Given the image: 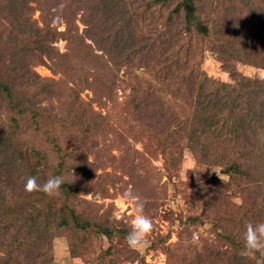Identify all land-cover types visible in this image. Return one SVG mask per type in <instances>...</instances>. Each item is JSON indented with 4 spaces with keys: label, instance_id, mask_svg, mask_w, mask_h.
<instances>
[{
    "label": "rangeland",
    "instance_id": "374dc122",
    "mask_svg": "<svg viewBox=\"0 0 264 264\" xmlns=\"http://www.w3.org/2000/svg\"><path fill=\"white\" fill-rule=\"evenodd\" d=\"M256 1L192 0V9H187L183 0H162L158 12L136 19L129 33L123 31L133 43L126 46V54L139 49L147 52L145 58L140 54L131 59L116 57L118 48L110 46L109 34H94L90 3L82 6L70 1L66 8L62 4L54 9L53 0H29L30 9L18 21L5 11L0 13V68L10 73L14 66L15 74H20L27 67L43 80L40 86L48 82L43 93L39 86L25 87L23 94L28 100L38 94L33 99L41 102L39 107L58 119L53 123L56 132L62 120L80 112L89 101L93 113L84 112L83 121L105 117L102 134L79 144L83 152L76 147L77 163L85 175L80 169L79 177L78 172L70 178H81L82 183L77 184L79 192L71 204L77 203L85 218L115 229L111 238L92 232L82 241L81 236L71 240L65 232L56 231L45 215L34 228L26 225V217L38 214L39 196L25 191L24 180L42 167L50 170L43 174L49 177L59 154L39 129L34 130L28 116L4 111L0 115V264L13 260L5 255L6 244L29 231L36 232L32 255L42 257L38 261L16 258L14 264H264V249L246 252L243 240L251 222L245 220L257 210L249 214V205L264 204V137L252 138L260 161L257 180L228 173L237 145L225 148L227 154L220 156L210 135L207 142L192 139V129H201L193 118L194 102L183 103L181 94H173L169 81L157 72L159 64L180 65L175 80L182 74L191 79L187 88L193 100L199 89L232 83V72L257 79V97H264V35L255 41L252 27L254 15L256 25H264V6L256 14ZM4 2L0 0V6ZM158 2L151 0L147 5ZM175 13L178 20L171 18ZM67 22L69 37L62 34ZM200 23L207 26V34L195 31ZM37 27L42 29L40 34L35 33ZM166 27L170 34H164ZM79 37L87 46H80ZM136 81L146 86L132 90ZM173 112L184 117L186 129L184 123L175 126L167 121L165 125L159 120L162 114L174 116ZM74 138L79 140L81 133ZM6 175H11L10 185ZM38 182L42 180L37 178ZM128 190L143 202L144 214L153 224L144 247L132 248L125 239L135 215L132 204L122 199ZM195 199L203 202L198 206Z\"/></svg>",
    "mask_w": 264,
    "mask_h": 264
},
{
    "label": "trees",
    "instance_id": "16d2710c",
    "mask_svg": "<svg viewBox=\"0 0 264 264\" xmlns=\"http://www.w3.org/2000/svg\"><path fill=\"white\" fill-rule=\"evenodd\" d=\"M70 1L77 2V4L82 6L83 4L90 3L91 12L94 14V16L89 18L93 23L90 24V27L97 31L94 32V34L100 33L101 35H105V37L107 34L110 35V46H114L116 49L118 48L115 53L116 57L122 56L124 59H131L130 57H133V55L139 56L141 54V56L145 58V54L147 52L144 54L140 49L126 54V46H132L133 43L124 36L123 31L129 33L130 27L133 26V23H136V19L144 17L145 14L149 15L150 12H158V10H160L159 5L163 3L161 2L162 0H158L161 3L158 2L150 5H147V2L151 0H53V8H58L62 4L66 8V4H69ZM28 3L29 0H5L3 4L5 6H0V13L5 11L11 15L15 21H18L23 16L24 12L30 9ZM263 4L264 0H257L254 2V12L256 14L262 11L264 6ZM177 17L178 13H175V16L171 18L173 20H178ZM253 19V38L256 41L259 39L261 34L264 35V25H261L260 22L259 25H256L258 20L255 15L253 16ZM86 24L88 25V29L89 21H86ZM16 26L18 29L21 27V25L17 24ZM223 26L225 27V25ZM69 27H71V24L67 22L66 29L62 32V34L66 37H69ZM166 28L164 29V34L169 31L168 27ZM178 28L175 29L177 30ZM197 30L203 34L208 33L207 26L201 23L195 28V31ZM41 31V28H35L36 34H40ZM58 33L56 32V34ZM179 34L180 31L177 32V35ZM79 40L81 43L80 46H87L86 43H84V39L79 37ZM40 49H42L45 54L47 53L43 48V44H40ZM142 50H145V48L143 47ZM62 57L63 56L60 55V58ZM179 66L180 65L173 66V63L168 64V66L165 64H159L157 66L159 69H157V72L162 74L164 80L169 81L168 83L171 84L170 89L173 94H181V100L183 103H185V100L189 103L190 101L194 102L195 113L193 118L197 124L199 123L201 129L200 131L197 130V128L192 129L190 133L192 139L195 137H201V140L204 138V141L207 142V139L211 141V139L214 138L213 142H216V144L213 145L214 150L216 151L220 149L221 152L216 153L220 154V156H222V154H227L226 152L230 150L234 144L237 145L236 148L239 150L236 152V157L232 158L230 164L227 166L229 169L228 173L246 176L251 178L253 181H256L257 178L255 176L258 173L257 164L260 161L256 155L252 138H256L258 134L259 136L264 137V97L261 99L257 97L259 92L256 88V84H259V81L242 75L235 76V73L232 72L230 74L233 81L232 83L220 82L215 84L217 87L213 86L212 88L204 91L199 89L200 94L193 100L191 91L187 88V83H192L191 79L185 78L184 74H182L180 75L181 78L178 81L175 80L177 75L180 74L179 72H181V68H179ZM1 68L0 115L4 111H8L15 113V115H19V117L28 116L30 122L34 124V130L39 129L41 133L44 134L48 142L53 146V150L59 154L57 157L58 162L49 176L58 175L64 180V182L60 185L58 194L49 195L44 192L42 193V191H33L36 196H39V200L37 199L35 202L38 214L33 217H26V225L34 228L37 226L36 221H38L42 215H45L50 218L51 225L56 231H60L61 233L65 232V235H67L71 240L81 236V238H85L82 241H85L87 239L86 234L92 232L97 233L100 236L104 235L107 238H111L113 234H115V229L113 227L108 225L102 226L101 223L97 221L85 218V214L81 212V207L77 206V203L74 205L71 204L78 195L79 185L77 184L81 183V178H78L75 181H71L70 178L78 172L77 177H79L81 175L80 169L83 171V167L77 163L78 161L76 156L78 154L76 147L79 144L81 145L83 141L88 138H96L98 134H102V129L104 127L102 122L105 117H91L89 121H83L82 116L84 115V112H87L88 116L89 113H93L91 101H89L90 103L86 104L85 107L81 109L78 108L80 112H74V114L68 117V119L62 120L63 126L60 131L56 132V126L53 123H55L58 119H56L55 114H52V111L39 107L41 106V102L33 99V97L38 94L32 95V97L30 96V100H28V96L26 94H23L24 92L27 93V91H24L23 89L25 87L34 89L40 86V81L43 80L38 76V74L27 67L23 69V71H20L21 67H18V71L21 72L20 74H15V71L17 70L14 66L11 70L12 72L10 73L5 72V69ZM13 74H15L14 79L11 77ZM107 84H112V81ZM46 85L48 86V82H45V86ZM45 86H40L42 89L38 90L43 93ZM145 86L144 82L136 81L131 85V89H140ZM135 92L133 91L134 95L138 96V93ZM138 113L142 114L143 112L140 111ZM138 113H136V115H139ZM174 113L175 112H173V114ZM178 115L181 117V115L177 114V112L174 116H165L162 114L159 116V120L164 121L165 125L166 122L169 121L170 124L172 123L175 126H178V124L184 123V121H182L184 120V117L182 116L183 118H180ZM145 117H147L146 114ZM196 123L192 124V126H195ZM104 124L106 125L107 123ZM184 128L186 129V124L183 129ZM197 132L198 134L196 135ZM78 133H81V138L79 140L74 138V136ZM66 134H69V136L64 137ZM209 135L212 138L209 137ZM222 144H224V146H222ZM80 147L82 146H78L80 151L83 152V149ZM216 147L218 148L216 149ZM233 147L235 148V146ZM225 148H227V151L224 150ZM191 149L192 147L190 150ZM24 151L27 153V148ZM10 153L13 155L15 152H9L8 157L11 155ZM8 159L10 160V158ZM238 161L242 162V164ZM79 166L81 168H79ZM48 171L50 170L45 171L42 167L38 171L34 172L35 174L33 175L42 180V182L38 183L42 184L48 179L47 176H43V174ZM83 173L85 175L84 171ZM1 176L3 175L0 174V177ZM5 181L8 182V185H10L12 182L11 175H6ZM204 196L205 194L203 197ZM206 199L209 200L210 198ZM202 202L203 200L195 199V203L198 204V206ZM252 205L253 203L249 205L251 209L248 210V212H250L249 214H252L254 213V209H257L255 210L256 213L247 217V220L245 221L247 223L249 220L251 221L250 223L261 222L260 219L264 218V204L261 205L260 203L258 207H253ZM29 232H27L23 237L21 236V238L13 239L8 242V244H6L5 255H8L9 258H13V260L18 258V261H24L23 259H25V257H31L38 261L42 256L35 254L32 255V252L37 244L35 239L36 232ZM29 238H32L34 241H31ZM38 240L42 244L41 239L38 238L37 241ZM229 241H231L234 245L236 244V242L231 238ZM13 260H9L10 264H14ZM31 264H37V262H33Z\"/></svg>",
    "mask_w": 264,
    "mask_h": 264
},
{
    "label": "clouds",
    "instance_id": "9594fccd",
    "mask_svg": "<svg viewBox=\"0 0 264 264\" xmlns=\"http://www.w3.org/2000/svg\"><path fill=\"white\" fill-rule=\"evenodd\" d=\"M64 182L58 175L49 176L42 184L37 183L35 176H28L24 180L25 191H42L49 195L58 194L60 185ZM125 202H130L135 215L131 219V228L126 234V242L132 248L144 247L147 244V234L152 230L153 224L143 211V202L131 190L122 194ZM244 249L246 252H258L264 249V221L255 224L248 223L243 233Z\"/></svg>",
    "mask_w": 264,
    "mask_h": 264
},
{
    "label": "water",
    "instance_id": "95a60500",
    "mask_svg": "<svg viewBox=\"0 0 264 264\" xmlns=\"http://www.w3.org/2000/svg\"><path fill=\"white\" fill-rule=\"evenodd\" d=\"M182 3L187 9H192V0H183Z\"/></svg>",
    "mask_w": 264,
    "mask_h": 264
}]
</instances>
